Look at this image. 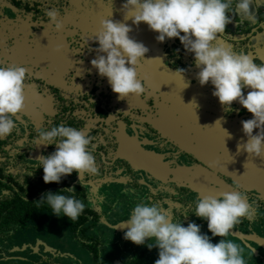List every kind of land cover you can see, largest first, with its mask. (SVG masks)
I'll use <instances>...</instances> for the list:
<instances>
[{"label": "flooded vegetation", "instance_id": "obj_1", "mask_svg": "<svg viewBox=\"0 0 264 264\" xmlns=\"http://www.w3.org/2000/svg\"><path fill=\"white\" fill-rule=\"evenodd\" d=\"M124 2L0 0V65L27 69L25 106L13 117L12 133L0 137V264H155L156 247L149 250L148 241L138 246L124 239L123 223L141 202L159 205L185 227L199 225L213 244L228 239L243 246L247 264H264V180L242 179V151L234 179L223 172L225 141L222 148L215 144L218 136L226 139V132L217 129L237 126L251 114L235 101L226 112L212 95L213 86L199 84L193 54L177 38L158 42L146 24L134 25L127 19L131 10H125V20ZM53 8L59 10V31L45 15ZM228 15L232 22L217 43L264 65V16L253 22L233 11ZM103 19L126 23L132 28L130 38L149 50L136 69L145 85L141 96L118 99L91 66ZM159 48L169 72L166 79L162 66L148 63ZM177 69L185 70L183 77ZM248 91L243 89L244 95ZM60 124L92 138L98 172L78 176L74 171L60 183L45 184L37 158L56 146L36 145L37 130ZM258 160L254 157L252 168H264ZM66 188L75 191L60 194L85 204L74 222L38 202L45 193ZM234 189L246 193L252 216L242 218L227 237H213L207 221L194 214L196 202Z\"/></svg>", "mask_w": 264, "mask_h": 264}, {"label": "clouds", "instance_id": "obj_2", "mask_svg": "<svg viewBox=\"0 0 264 264\" xmlns=\"http://www.w3.org/2000/svg\"><path fill=\"white\" fill-rule=\"evenodd\" d=\"M125 0L122 9L131 10L134 25L144 23L157 33L156 40L177 38L185 50L193 54L194 65L199 71L196 78L201 86L211 84L212 95L226 112L238 102L252 118L241 121L246 142L237 144V152L251 157L264 156V65H258L243 52L217 43L218 36L232 22L230 11L240 18L250 17L251 0ZM58 9L45 10L49 24L56 31L62 24L57 19ZM125 19V20H127ZM132 28L126 23L103 19L94 42L96 56L90 61L98 75L105 77L118 99L130 94L141 96L144 82L138 78L137 65L149 51L141 42L130 38ZM183 77L184 69H177ZM27 69L16 64L0 65V137H6L15 128L13 117L25 106V81ZM250 89L244 95L243 89ZM254 129L257 130L253 134ZM229 138L230 137V134ZM92 138L81 130L60 124L50 130L38 129L35 144L55 145L48 156L37 158L43 169V182L60 183L62 177L74 171L96 174L98 168L90 150ZM37 167V168H38ZM32 175V174H30ZM29 175V176H30ZM238 187V186H237ZM74 188L47 192L38 202H45L53 215L65 216L76 221L85 204L72 193ZM194 214L207 221L213 237H227L242 218H251L252 205L246 193L239 190L223 192L217 196L205 195L196 202ZM187 215H185L186 217ZM124 239L135 245L158 249L155 264H247L245 248L232 240L220 239L213 244L200 226L190 222L186 227L173 222L168 211L155 203L145 202L134 206L131 216L124 223ZM252 250L249 255H252Z\"/></svg>", "mask_w": 264, "mask_h": 264}, {"label": "water", "instance_id": "obj_3", "mask_svg": "<svg viewBox=\"0 0 264 264\" xmlns=\"http://www.w3.org/2000/svg\"><path fill=\"white\" fill-rule=\"evenodd\" d=\"M144 36L146 37L147 42L149 40H151V36L150 34L148 35L147 33L144 34ZM160 48L159 49H155L152 53V56L150 57V59H148V63L151 66L154 67H163V77L166 79L167 75L166 73H169L168 70H165V65L163 63V58L161 59L160 57ZM163 53V52H162ZM163 56V55H162ZM162 60V61H160ZM159 76V73H158ZM223 124V122H221V125ZM217 131H220V133H224L226 132V139L219 137L216 139L215 144H216V148H222V144L225 141V145L227 148V168L225 171V173L232 175L233 179L235 177V167L236 164H239L240 161H238L236 159V157L238 155H240V152H237V144L238 143H243L246 142V137L244 136L243 132H242V125L241 123H239V125L235 126L234 123H228L226 124L225 127H223L222 129H217ZM257 132L256 129H254L253 134L255 135ZM230 137L229 138V135ZM213 141V140H212ZM214 144V145H215ZM211 148H212V144ZM213 145V146H214ZM242 155H243V164H242V169L239 170V172L242 174V179L244 181H259V180H264V168H252V163L254 162V158L251 156H248L247 153L242 151ZM258 163H264V157H259Z\"/></svg>", "mask_w": 264, "mask_h": 264}, {"label": "crops", "instance_id": "obj_4", "mask_svg": "<svg viewBox=\"0 0 264 264\" xmlns=\"http://www.w3.org/2000/svg\"><path fill=\"white\" fill-rule=\"evenodd\" d=\"M262 9H264V0H251V4H250V17L247 18L251 19L253 22L258 21L259 19L262 18V16H264V14L262 13ZM245 20V19H243ZM3 264H12L10 263H3Z\"/></svg>", "mask_w": 264, "mask_h": 264}, {"label": "rangeland", "instance_id": "obj_5", "mask_svg": "<svg viewBox=\"0 0 264 264\" xmlns=\"http://www.w3.org/2000/svg\"><path fill=\"white\" fill-rule=\"evenodd\" d=\"M42 239H44V237H43ZM42 239H41V240H42ZM30 240H31V239H30Z\"/></svg>", "mask_w": 264, "mask_h": 264}]
</instances>
